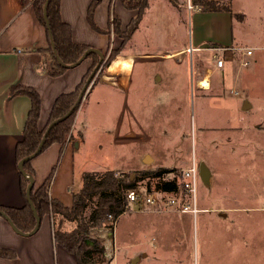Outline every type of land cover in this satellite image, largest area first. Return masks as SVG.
Instances as JSON below:
<instances>
[{
    "label": "rangeland",
    "instance_id": "374dc122",
    "mask_svg": "<svg viewBox=\"0 0 264 264\" xmlns=\"http://www.w3.org/2000/svg\"><path fill=\"white\" fill-rule=\"evenodd\" d=\"M166 3L151 0L139 31L118 48L151 52L191 42L194 9L185 6L179 14ZM115 4L121 10V24L136 13L123 8L119 0ZM113 19L110 15L111 33L121 41L113 32ZM112 49L110 46L104 53L89 88L102 81ZM210 52H204V63L214 62ZM116 55L105 73L125 76L122 82L126 84L133 57L120 51ZM98 59L94 64L91 59V71ZM188 62L159 57L137 61L128 98L126 91L110 93L95 87L88 100L81 101L87 122L85 141L77 150L87 171L113 170L126 177L167 168L171 171L163 177L178 180L180 169L195 160L198 168L204 161L213 175L208 186L200 176L197 179L195 215L127 210L116 218L112 229H89L94 238H85L103 250L95 255V264H264V104L253 99L243 109L242 93L230 94L231 82L219 72L213 78L220 87L207 93L208 99H200L202 93L195 88L197 67L194 62L190 76ZM206 125L209 127L198 136V126ZM155 180L138 181L136 189L145 192L146 185L155 187ZM73 182L70 189L78 191L82 178L75 176ZM96 199L94 195L88 202L85 214Z\"/></svg>",
    "mask_w": 264,
    "mask_h": 264
},
{
    "label": "crops",
    "instance_id": "0c3cea01",
    "mask_svg": "<svg viewBox=\"0 0 264 264\" xmlns=\"http://www.w3.org/2000/svg\"><path fill=\"white\" fill-rule=\"evenodd\" d=\"M32 1L0 0V206L20 207L25 203L19 188V172L14 147L22 137V128L30 107V98L24 93L12 95L10 88L14 85L29 86L39 93L38 127L43 128L56 96L72 91L91 64V59L85 58L78 65L68 67L60 74L52 75L51 72L54 69L52 56L45 49L49 42L48 33L46 26L38 20ZM90 1L60 0V15L70 25L74 42L87 44L104 54L110 46L113 48L120 46V39L117 36L113 37L111 33L110 15L118 12L121 20L119 14L121 10L116 8V0H109V2L100 0L94 12V21L96 26L101 30H106V33L98 32L91 28L86 19ZM150 1L148 0V6ZM220 1L227 4L229 9L204 11L199 5L191 4L190 0H166V4L179 14L185 6L188 9H194L192 23L194 21L195 31L191 42L186 43L185 40L175 47L169 45L162 50L151 52L124 51L122 46L120 54L133 57L126 84L122 82L125 76L120 78L118 75L114 77L112 73L109 76L105 73L114 57L106 67L101 77L102 81L88 89L82 102L85 103L88 100L95 87L106 88L110 93L126 91L128 98L135 82L136 62L159 57L174 60L179 64L184 61L188 62L189 59L190 65L188 62L186 71L190 68V76L193 73L195 62L199 75L195 81V88L202 93L199 94L200 99H208L207 93L220 87L213 78L214 73L219 72L223 78L229 79L231 88H237L236 90L242 93L241 96L249 107L253 99L264 104V0ZM119 3L125 8L120 0ZM188 5H191V8ZM98 10L107 22V28L102 25ZM142 18L128 41L139 31ZM128 21L124 23L122 21L121 25L124 26ZM211 46L223 48L218 53L219 57L223 58L220 69L214 68L213 60L210 64L203 62V54L210 52L209 47ZM236 47L252 48L250 55L244 56L249 61L246 68L239 67V59L242 55L239 50L235 49ZM211 52L213 58L215 52ZM205 75L209 79L207 87L198 83V80ZM81 104L74 117L73 128L70 132L71 139L64 145L52 143L31 159L34 169V186H38L59 158L56 172L49 186V195L66 206H70L72 202V189L70 188L74 185V177L82 178L83 173L87 171L83 167L84 164L77 150L85 141L84 131L87 122L85 118L83 119ZM208 127V125L198 126L197 135L202 136L203 130ZM75 142H78V147L74 146ZM212 178L210 170V182ZM100 237H104V234ZM105 242L108 246L109 238ZM0 247L12 248L16 252V257L13 259L0 258V264H76L74 258L63 247L54 243L50 214H45L41 218L40 225L34 233L24 234L14 231L0 215Z\"/></svg>",
    "mask_w": 264,
    "mask_h": 264
},
{
    "label": "trees",
    "instance_id": "16d2710c",
    "mask_svg": "<svg viewBox=\"0 0 264 264\" xmlns=\"http://www.w3.org/2000/svg\"><path fill=\"white\" fill-rule=\"evenodd\" d=\"M126 9H135L136 15L131 17L125 24L121 26V20L117 14H113V32L121 38V45L128 40L134 30L137 28L139 21L148 6V0H120ZM45 0H33L32 5L38 20L45 25L43 18V4ZM100 0H91L86 12V19L92 29L98 32H105L98 28L94 21V12ZM191 4L199 5L204 11H213L220 9H229L227 4L220 0H190ZM47 18L50 26V32L54 47L59 58L65 63L70 64L75 62L82 53L90 46L84 43H76L72 39V30L70 25L65 22L60 15V0H49L47 5ZM47 30V29H46ZM48 33V31H47ZM49 37V35H48ZM45 48L50 56L54 69L52 75L60 74L66 67L59 65L57 62L50 40ZM119 48L112 49L107 60L104 63L106 66L118 54ZM86 58H91L92 62L98 59V54L90 52ZM92 65L83 74L80 81L76 84L72 91L60 93L54 99L47 122L43 128L38 127V118L40 114V95L32 87L23 85H14L10 88L12 95L27 94L30 98V107L27 111L23 128L22 137L16 142L14 147V156L16 163L32 153L37 147L42 134L47 124L53 119L59 117L66 112L74 103L82 85L84 84ZM77 108L64 120L53 126L46 135L45 141L39 153L44 151L52 143H64L71 139V127ZM80 136V132L78 133ZM58 161L51 168L48 175L44 178L41 184L32 188L30 198L36 209L40 219L45 214H50L52 220V235L55 244L60 245L69 253L75 260L76 264H95L96 254L102 253L103 250L93 244L91 247L86 246L84 233L89 229L97 228H113L116 218L126 211L128 202L126 199V191L137 187V182L145 178H156L153 188L146 185L147 193L153 191H174L179 187V179H165L163 174L171 171L167 168H157L151 171H141L135 173L133 177L127 174L126 177L115 175L113 170L86 171L82 175V184L78 191L72 190V202L70 206L64 205L61 201L49 195V186L53 178L55 169L58 166ZM24 170L34 176V169L31 165V160L24 164ZM19 172V171H18ZM27 179L19 172V188L25 199L24 205L15 206H0L12 220L14 225L23 232L30 231L35 225V217L26 200L25 189ZM96 195L95 205L85 214V209L88 202ZM16 257V252L12 248L0 247V258L13 259Z\"/></svg>",
    "mask_w": 264,
    "mask_h": 264
},
{
    "label": "built area",
    "instance_id": "2783aa9c",
    "mask_svg": "<svg viewBox=\"0 0 264 264\" xmlns=\"http://www.w3.org/2000/svg\"><path fill=\"white\" fill-rule=\"evenodd\" d=\"M191 7V5H188ZM211 51H214V68L220 69L223 64V58L219 57V51L222 47L211 46L209 47ZM235 49L241 52V57L239 59V67L246 68L249 61L244 57L250 55L252 48L250 47H236ZM207 79L209 86L208 76H203L198 83ZM232 95L237 96L238 90L235 88L230 89ZM199 177L198 167L195 160L187 167L180 169L179 173V187L174 191H153L150 193L142 192L136 188L129 189L126 191V199L128 202L126 211L135 212H189L195 215L198 211L197 200H196V184ZM125 211V212H126Z\"/></svg>",
    "mask_w": 264,
    "mask_h": 264
},
{
    "label": "water",
    "instance_id": "95a60500",
    "mask_svg": "<svg viewBox=\"0 0 264 264\" xmlns=\"http://www.w3.org/2000/svg\"><path fill=\"white\" fill-rule=\"evenodd\" d=\"M48 2L49 0H45L44 4H43V9H42V13H43V18H44V21H45V26H46V29L48 31V35H49V40H50V44H51V47H52V50H53V53H54V56L57 60V62L59 63V65L61 66H64L66 68L68 67H74L76 65H78L80 62H82L86 57L87 55L90 53V52H94L96 54H98V61L97 63L95 64L93 70L91 71V73L89 74L88 78L86 79V81L84 82V84L82 85L74 103L72 104V106L66 111L64 112L62 115H60L59 117L53 119L52 121H50L43 134H42V137L37 145V147L35 148V150L22 157L18 163H17V168H18V171L27 179L28 183H27V186H26V189H25V193H26V200L33 212V215L35 217V225L34 227L28 231V232H23L21 231L20 229H18L14 223L12 222V220L10 219V217L3 211L0 209V215L10 224V226L13 228L14 231H16L17 233H20V234H24V233H34L39 225H40V217L37 215V212H36V209L32 203V200L30 198V194H31V191H32V188L34 187V177L30 174H28L25 170H24V164L28 161V160H31L33 157H35L37 154H39L41 148H42V145L45 141V138H46V135L47 133L49 132V130L55 126L56 124H58L59 122H61L62 120L66 119L76 108L79 107L81 101L83 100L85 94L87 93L88 89H89V86L91 84V80H92V77L94 76L95 72L100 68L101 64H102V61H103V58H104V54L94 48V47H89L87 48L83 53L82 55L73 63H70V64H65L60 58L59 56L57 55L56 53V50H55V47H54V43H53V40H52V35H51V32H50V26H49V22H48V18H47V13H46V10H47V5H48ZM249 107V104L246 102V100L243 102V105H242V108L243 109H246ZM131 134H134L131 133ZM75 147H78V142H75ZM147 157V156H146ZM145 157V158H146ZM198 171H199V176H200V179L201 181L205 184V185H209L210 184V170L209 168L207 167V165L204 163V162H200L199 163V168H198ZM134 176V173H131V177ZM101 232V231H100ZM110 234H112V232H110ZM84 236H90L92 238H94L92 232H86L84 233ZM85 242H86V246L87 247H91L93 244H94V240L90 239L89 237H86L85 238Z\"/></svg>",
    "mask_w": 264,
    "mask_h": 264
},
{
    "label": "bare ground",
    "instance_id": "6f19581e",
    "mask_svg": "<svg viewBox=\"0 0 264 264\" xmlns=\"http://www.w3.org/2000/svg\"><path fill=\"white\" fill-rule=\"evenodd\" d=\"M202 86H208V82L206 81V79H204L203 81H201L200 83Z\"/></svg>",
    "mask_w": 264,
    "mask_h": 264
}]
</instances>
